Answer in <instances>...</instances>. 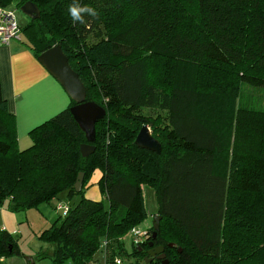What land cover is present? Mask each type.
<instances>
[{"label": "trees", "instance_id": "16d2710c", "mask_svg": "<svg viewBox=\"0 0 264 264\" xmlns=\"http://www.w3.org/2000/svg\"><path fill=\"white\" fill-rule=\"evenodd\" d=\"M12 1L40 9L21 26L37 57L60 43L87 100L106 109L88 156L81 152L86 133L70 111L74 100L31 129L33 143L21 150L0 77V208H39L65 194L59 204L69 206L63 215L55 205L61 214L39 235L52 248L40 258L92 264L102 248L105 264L116 257L124 264L123 236L131 231L136 262L128 264H164L146 261L151 241L165 246L167 264H264V105L241 104L243 84L264 88V0L0 6ZM73 3L97 15L73 22ZM144 124L160 153L135 143ZM93 184L100 200L86 196ZM144 185L155 191L154 215L162 218L157 235L151 224L137 243L133 229L148 216ZM19 249L0 227V262Z\"/></svg>", "mask_w": 264, "mask_h": 264}, {"label": "crops", "instance_id": "0c3cea01", "mask_svg": "<svg viewBox=\"0 0 264 264\" xmlns=\"http://www.w3.org/2000/svg\"><path fill=\"white\" fill-rule=\"evenodd\" d=\"M3 6L13 10L11 2ZM24 37L22 35L21 40L13 39L9 44L0 43L2 89L10 112L16 117L18 141L28 137L31 129L69 107L72 102L64 87L42 65ZM86 196L100 200L102 194L99 186L91 185ZM0 215L1 228L10 232L17 229V216L9 209L0 208ZM99 258H94L96 260L93 259L92 264H99ZM103 259L105 262L104 254ZM3 260L5 263L6 260Z\"/></svg>", "mask_w": 264, "mask_h": 264}, {"label": "rangeland", "instance_id": "374dc122", "mask_svg": "<svg viewBox=\"0 0 264 264\" xmlns=\"http://www.w3.org/2000/svg\"><path fill=\"white\" fill-rule=\"evenodd\" d=\"M13 9V13L16 17L17 22L22 27H25L31 20V18L25 14L20 7L16 5L15 1L11 2ZM179 12V11H177ZM181 15L183 13V9L180 8ZM179 13H177L178 15ZM22 35L25 34L22 31ZM26 38V36L24 37ZM264 105V88H256L250 86L248 84L242 85V93H241V104L243 105ZM27 142V143H26ZM33 143L30 135L28 137L20 139L19 147L20 149H25L31 146ZM144 195H145V203L147 208L148 216L145 218L144 222L139 224V226H135V228L143 229L153 224L154 213L157 209V202L155 191L149 185H144ZM66 199L65 195H60V199L57 201H53L52 203L42 204L39 208H30L28 210H19V211H11L15 216H17L16 227L17 229L12 231L15 241L19 246V253L8 255L5 260L0 262V264H28V262L33 259L34 264H54L53 260L49 256H45L40 258L42 253H49L51 251L52 245L49 242H46L40 239V232L48 227L52 222L58 219L61 212L55 207L61 201V199ZM73 201V200H72ZM3 208V207H1ZM7 208V207H5ZM8 209V208H7ZM1 221V215H0ZM146 224V225H145ZM1 225V224H0ZM123 240L125 242V249L127 252L123 254L124 264H128L129 262H136V258L133 252V236L132 232L129 231L123 236ZM100 257L97 261L99 264H104L103 259V249L100 248L95 252V256ZM96 260V259H94Z\"/></svg>", "mask_w": 264, "mask_h": 264}, {"label": "water", "instance_id": "95a60500", "mask_svg": "<svg viewBox=\"0 0 264 264\" xmlns=\"http://www.w3.org/2000/svg\"><path fill=\"white\" fill-rule=\"evenodd\" d=\"M21 10L30 18H38L40 16L39 7L32 1L25 2L21 6ZM38 60L60 82L71 99L75 101V104L70 107V111L85 131L87 140L89 141L81 145V152L84 156L90 155L96 148L92 143L96 138V124L100 119L105 117L106 109L95 101L87 100L85 83L81 80L78 72L71 66L69 58L64 53L60 43L42 51L38 56ZM135 143L141 148L149 149L158 153L162 150L161 143L153 136L151 128L147 124H144L141 127ZM83 179L84 173L82 172L75 183L77 191L82 189ZM161 218L162 216L160 214L154 215L153 237L157 235L160 228ZM150 245H153V241L150 242ZM169 246H174V244L169 243ZM164 250V245L149 249L148 256L145 258L146 261H151L153 256L158 252L160 254L158 258L163 259V263L167 264L168 260L165 259ZM178 251H182V248H179ZM33 263L34 260L31 259L29 264Z\"/></svg>", "mask_w": 264, "mask_h": 264}, {"label": "built area", "instance_id": "2783aa9c", "mask_svg": "<svg viewBox=\"0 0 264 264\" xmlns=\"http://www.w3.org/2000/svg\"><path fill=\"white\" fill-rule=\"evenodd\" d=\"M13 39H22V29L21 25L16 20V17L11 9H7L4 6H0V43L1 44H9ZM58 208L61 209L62 214L65 215L69 206L65 204H59ZM145 229V228H143ZM142 229L135 228L133 229V235L135 238V242L139 243L143 240V232H140ZM107 241H103V247L106 248ZM104 257L108 256L107 252L103 250ZM3 260V258L1 259ZM117 264L122 263V259L120 257L114 258ZM87 264V263H83ZM90 264V263H89Z\"/></svg>", "mask_w": 264, "mask_h": 264}, {"label": "clouds", "instance_id": "9594fccd", "mask_svg": "<svg viewBox=\"0 0 264 264\" xmlns=\"http://www.w3.org/2000/svg\"><path fill=\"white\" fill-rule=\"evenodd\" d=\"M69 12L73 19V22H79L81 24L85 23V14L92 17H95L97 15V11L95 8L77 3H73L69 6Z\"/></svg>", "mask_w": 264, "mask_h": 264}, {"label": "flooded vegetation", "instance_id": "af4514ba", "mask_svg": "<svg viewBox=\"0 0 264 264\" xmlns=\"http://www.w3.org/2000/svg\"><path fill=\"white\" fill-rule=\"evenodd\" d=\"M157 246H160V245H154V243H153L152 246L150 245L149 249L154 248V247H157ZM159 255H160V254L157 252V253L153 256V259H154V258H158ZM153 259H152L151 261H153Z\"/></svg>", "mask_w": 264, "mask_h": 264}]
</instances>
